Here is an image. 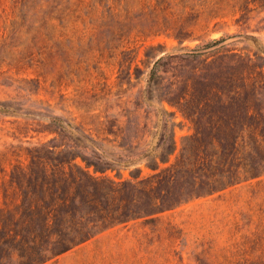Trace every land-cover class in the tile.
Listing matches in <instances>:
<instances>
[{
	"label": "rangeland",
	"instance_id": "1",
	"mask_svg": "<svg viewBox=\"0 0 264 264\" xmlns=\"http://www.w3.org/2000/svg\"><path fill=\"white\" fill-rule=\"evenodd\" d=\"M221 37L220 55L263 65L264 1L0 0V222L20 203L11 170L56 137V119L92 129L137 120L157 130H142L139 143L156 145L171 112L173 162L195 129L160 99L175 72L195 65L185 54ZM158 61L161 78L152 82ZM256 87L250 103L264 113V77ZM42 264H264V173L111 225Z\"/></svg>",
	"mask_w": 264,
	"mask_h": 264
},
{
	"label": "trees",
	"instance_id": "2",
	"mask_svg": "<svg viewBox=\"0 0 264 264\" xmlns=\"http://www.w3.org/2000/svg\"><path fill=\"white\" fill-rule=\"evenodd\" d=\"M225 41L214 39L185 54L183 60L195 65L175 72L168 96L160 99L177 106L195 129L173 162L171 112H163L156 145L139 143L142 130L153 137L157 130L137 120L123 127L106 120L92 129L56 119V137L30 148L28 164L10 172L20 203L0 222V250H7L0 264L45 263L111 225L262 175L264 113L250 101L258 95L264 64L237 53L220 55L217 47ZM161 66L158 61L152 82L161 78Z\"/></svg>",
	"mask_w": 264,
	"mask_h": 264
}]
</instances>
